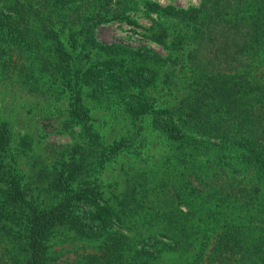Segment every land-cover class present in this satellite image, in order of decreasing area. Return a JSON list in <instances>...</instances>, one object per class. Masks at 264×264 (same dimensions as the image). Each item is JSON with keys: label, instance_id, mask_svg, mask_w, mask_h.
<instances>
[{"label": "trees", "instance_id": "trees-1", "mask_svg": "<svg viewBox=\"0 0 264 264\" xmlns=\"http://www.w3.org/2000/svg\"><path fill=\"white\" fill-rule=\"evenodd\" d=\"M105 1L0 0V82L60 88L62 129H77L48 164L21 136L25 177L0 113V264H52L64 230L97 243L74 264H264V0L144 2L163 57L97 42L93 27L130 7ZM88 103L118 107L131 135L104 144ZM146 117L177 176L145 164L103 196L98 174L120 151L143 152Z\"/></svg>", "mask_w": 264, "mask_h": 264}, {"label": "rangeland", "instance_id": "rangeland-1", "mask_svg": "<svg viewBox=\"0 0 264 264\" xmlns=\"http://www.w3.org/2000/svg\"><path fill=\"white\" fill-rule=\"evenodd\" d=\"M101 2V0H98ZM128 3V0L124 2ZM154 2L159 6L170 5L172 7L186 9L197 6L199 0H129L128 9L121 17L111 18L97 23L93 27L94 39L101 44H119L136 50L144 51L146 54L156 53L163 57L167 50L163 45L155 42L150 37L151 19L155 15L145 13L144 2ZM131 2H133L131 4ZM118 0H107L104 4L110 9H117ZM123 9L125 6L121 5ZM108 15H112L109 13ZM151 56V55H149ZM264 70L259 74H263ZM255 74V76H259ZM49 84L53 82L48 80ZM158 86V85H157ZM60 88L52 86V93L41 95V93L22 90L17 84L0 82V113L7 118L12 131L11 147L17 161L18 169L26 175L31 171L28 167V158L17 152L20 146V137L24 134L31 136L32 154L40 155L41 159L48 164L53 160V153L50 149L60 148L70 142L73 130L62 129V122L65 115L67 97L59 93ZM155 96V90L150 89ZM90 123L97 131L104 144H109L113 139L121 136L131 135V121L121 115L118 107L111 109L101 105L88 103ZM146 117L142 123V135L144 138L143 152L137 156L131 153V148L119 152L110 160L98 174V181L103 189V196H107L109 185L113 194L123 191L127 183L131 182V172L135 168L145 164L155 169L168 170L169 175L175 178L176 171L167 166L165 157L170 154L167 149V142L159 133L153 130ZM146 155H149L147 157ZM134 162L133 164H131ZM128 179V181H126ZM108 187V188H109ZM1 245V242H0ZM49 250L53 252L52 264H74L86 253L95 252L97 243H90L77 238L72 232L63 231L56 233L49 241Z\"/></svg>", "mask_w": 264, "mask_h": 264}]
</instances>
